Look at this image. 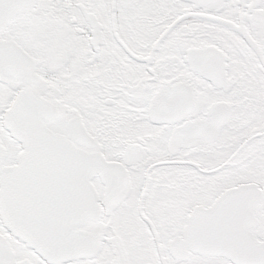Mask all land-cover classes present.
I'll return each mask as SVG.
<instances>
[{
    "label": "snow or ice",
    "instance_id": "1",
    "mask_svg": "<svg viewBox=\"0 0 264 264\" xmlns=\"http://www.w3.org/2000/svg\"><path fill=\"white\" fill-rule=\"evenodd\" d=\"M0 264H264V0H0Z\"/></svg>",
    "mask_w": 264,
    "mask_h": 264
}]
</instances>
